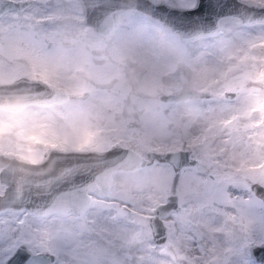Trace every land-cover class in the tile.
<instances>
[{"label": "snow or ice", "instance_id": "1", "mask_svg": "<svg viewBox=\"0 0 264 264\" xmlns=\"http://www.w3.org/2000/svg\"><path fill=\"white\" fill-rule=\"evenodd\" d=\"M0 264H264V0H0Z\"/></svg>", "mask_w": 264, "mask_h": 264}]
</instances>
